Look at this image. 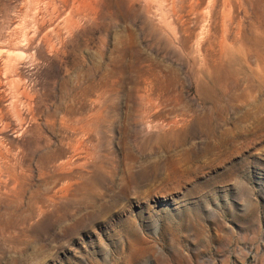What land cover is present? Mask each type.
Instances as JSON below:
<instances>
[{
    "label": "rangeland",
    "instance_id": "rangeland-1",
    "mask_svg": "<svg viewBox=\"0 0 264 264\" xmlns=\"http://www.w3.org/2000/svg\"><path fill=\"white\" fill-rule=\"evenodd\" d=\"M258 14L256 0H0V264H264ZM64 108L104 114L80 150L47 123Z\"/></svg>",
    "mask_w": 264,
    "mask_h": 264
},
{
    "label": "bare ground",
    "instance_id": "bare-ground-1",
    "mask_svg": "<svg viewBox=\"0 0 264 264\" xmlns=\"http://www.w3.org/2000/svg\"><path fill=\"white\" fill-rule=\"evenodd\" d=\"M256 2H257V6H258V13H259L257 16L258 17L257 24L259 25L260 29H264V0H256ZM256 42L264 45V37L258 38L256 40ZM263 49H264V46H263ZM140 115L141 114H139V116ZM141 116H143V115H141ZM160 116H161V114H160ZM126 118H129V113L125 115V119ZM102 119H104V114L99 110H93L89 113V115L85 116L82 113L76 115L74 110L64 108V109H62V113L59 116L58 122L60 125L57 123L56 115L54 113L48 114L46 120H47V123L49 126L55 127L58 125L63 131L69 133L70 135H73L72 137L62 138L61 142L64 143L65 145H67L68 147H70L71 149H73L74 151H77V150H80L82 147L83 135L86 133L88 134L95 126H97L102 121ZM171 121H169V122H171ZM147 122H149V120ZM173 122H175V121H173ZM176 124H178V123L176 122ZM145 126H146V124H145ZM147 126H149V124ZM165 126H167V124ZM165 137H167V133L160 134V136L158 137V140H162ZM46 141L49 145L50 139L46 138ZM52 156H53V154L47 153V154L42 155V157L40 158L39 173L43 177L46 175H48L49 177L55 176V172L53 170L48 169L46 166V161L52 159ZM65 163H67V161L58 162L54 166L55 167L56 166L62 167ZM25 181H26V177L23 175L21 177H19L18 175H15L12 178V183L14 186H19L22 183L24 184ZM67 185H68V182L65 185H63V187H66ZM81 189H82V187L79 188L78 190H76V192L81 190ZM6 225L9 226L10 223H8L7 220H5V219L0 218V231L4 232Z\"/></svg>",
    "mask_w": 264,
    "mask_h": 264
}]
</instances>
